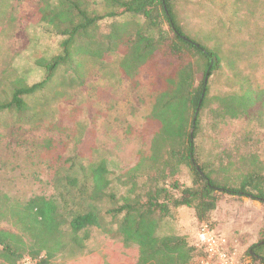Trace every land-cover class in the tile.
Returning <instances> with one entry per match:
<instances>
[{"label":"trees","instance_id":"16d2710c","mask_svg":"<svg viewBox=\"0 0 264 264\" xmlns=\"http://www.w3.org/2000/svg\"><path fill=\"white\" fill-rule=\"evenodd\" d=\"M105 1L117 9L108 15L112 19L103 35L106 52L113 51L112 42H128L123 58L124 63L130 61L124 67L128 77L134 81L139 65L147 64L151 71L144 101L149 114L138 129L128 131L140 139L135 163L113 170L106 159L87 158L90 137L76 155L67 156L71 129L62 125L56 133L62 122L51 127L39 145L51 153L40 175V192L21 199L0 191V217L22 232L0 229V264H20L29 256L36 264H50L62 251L84 250L94 229L103 225L116 226L114 236L129 248L136 246L137 264H195L202 255L197 244L160 233L173 210L192 209L196 221L215 228L210 219L222 195L264 203V82L211 96V78L220 67L224 70L225 62L182 33L171 0ZM90 5L88 0H40L41 21L59 37L61 55L53 63L40 61L46 79L16 87L3 109L21 106L26 112V98L42 91L59 66H74L78 40L92 42L91 34L100 26ZM136 18L144 20L138 33L128 34L129 23H117ZM252 62L253 67L260 65ZM185 170L191 173V185L182 181ZM34 225L41 228L33 232ZM257 247L248 253V264L264 263L255 254Z\"/></svg>","mask_w":264,"mask_h":264},{"label":"rangeland","instance_id":"374dc122","mask_svg":"<svg viewBox=\"0 0 264 264\" xmlns=\"http://www.w3.org/2000/svg\"><path fill=\"white\" fill-rule=\"evenodd\" d=\"M88 1L100 17V26L91 34L94 42L79 39L74 66H59L42 91L26 98L28 110L24 112L21 106L12 111L2 107L16 87L22 88L23 83L33 86L46 79L47 70L40 61L53 63L61 55L60 39L42 23L40 0H0V191L4 194L29 199L40 192V175L46 171L51 153L39 145L59 122L62 124L56 133L62 125L72 131L67 156L76 155L82 141L90 137L87 158L94 162L106 159L113 170L135 163L140 139L128 131L132 126L138 129L149 114L144 101L148 102L151 71L147 64L139 65L134 81L128 77L124 67L130 61L125 64L123 58L131 44L112 42L113 51L107 53L103 39L112 19L108 15L117 9L110 8L105 0ZM171 5L182 33L225 62L224 70L220 67L211 78V96L264 82V0H171ZM125 22L129 23L128 34L143 30V18L117 19V23ZM253 60L260 65L251 66ZM201 79L200 74L198 81ZM261 154L264 157V143ZM182 181L191 185V173L185 170ZM210 220L214 229L230 239L240 264L252 261L248 253L255 245V254L264 259V203L222 195ZM201 224L192 209L180 208L161 223L160 233L180 235L198 244ZM35 228L41 227L34 225L33 232ZM0 229L22 234L1 217ZM115 229L113 225L94 229L84 250L62 251L50 264H137L136 246L127 247L120 236H114Z\"/></svg>","mask_w":264,"mask_h":264},{"label":"built area","instance_id":"2783aa9c","mask_svg":"<svg viewBox=\"0 0 264 264\" xmlns=\"http://www.w3.org/2000/svg\"><path fill=\"white\" fill-rule=\"evenodd\" d=\"M197 241L202 255L197 258L195 264H240L230 239L208 223L201 224L197 232ZM20 264L36 263H33L30 257H25Z\"/></svg>","mask_w":264,"mask_h":264},{"label":"water","instance_id":"95a60500","mask_svg":"<svg viewBox=\"0 0 264 264\" xmlns=\"http://www.w3.org/2000/svg\"><path fill=\"white\" fill-rule=\"evenodd\" d=\"M196 116H197V114H196ZM196 116H195V120H196Z\"/></svg>","mask_w":264,"mask_h":264}]
</instances>
